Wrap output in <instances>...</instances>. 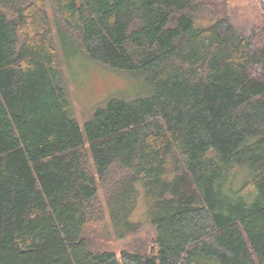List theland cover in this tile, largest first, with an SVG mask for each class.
Wrapping results in <instances>:
<instances>
[{
	"label": "trees",
	"instance_id": "16d2710c",
	"mask_svg": "<svg viewBox=\"0 0 264 264\" xmlns=\"http://www.w3.org/2000/svg\"><path fill=\"white\" fill-rule=\"evenodd\" d=\"M230 1L0 0V264H264V13ZM59 40L146 92L81 123ZM140 209L151 244H92Z\"/></svg>",
	"mask_w": 264,
	"mask_h": 264
},
{
	"label": "rangeland",
	"instance_id": "374dc122",
	"mask_svg": "<svg viewBox=\"0 0 264 264\" xmlns=\"http://www.w3.org/2000/svg\"><path fill=\"white\" fill-rule=\"evenodd\" d=\"M230 5L231 13L239 25L250 26L253 23L261 22L264 13V0H231ZM200 14L211 18V15L206 12ZM58 43L63 57V76L67 79L72 94L74 116L81 123L92 114L97 105L104 103L112 96L131 98L146 92V77L115 70L91 61L72 44L65 45L64 49L60 40ZM242 184L241 178L235 182L237 187ZM142 212L143 210L140 209V212L138 211L136 214V217L141 221V228L136 234L127 239H117L114 235L91 232L92 244L95 247L113 250L120 255L122 249L129 243L145 241L150 243L153 229L144 222ZM151 247L155 248V246L148 245V248Z\"/></svg>",
	"mask_w": 264,
	"mask_h": 264
}]
</instances>
